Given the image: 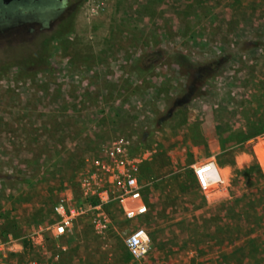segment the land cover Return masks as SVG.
Here are the masks:
<instances>
[{"label":"rangeland","instance_id":"obj_1","mask_svg":"<svg viewBox=\"0 0 264 264\" xmlns=\"http://www.w3.org/2000/svg\"><path fill=\"white\" fill-rule=\"evenodd\" d=\"M72 7L45 38L0 34V221L13 240L6 264H65L64 236L45 231L53 208L77 188L86 160L120 137L139 161L147 216L126 220L113 202L107 232L75 223L68 233L80 226L86 264H264V0ZM208 132L216 154L202 146ZM210 156L223 183L205 195L194 164ZM137 227L150 249L135 259L124 241ZM54 252L59 261L50 263Z\"/></svg>","mask_w":264,"mask_h":264},{"label":"built area","instance_id":"obj_2","mask_svg":"<svg viewBox=\"0 0 264 264\" xmlns=\"http://www.w3.org/2000/svg\"><path fill=\"white\" fill-rule=\"evenodd\" d=\"M139 161L130 154V142L123 137L113 140L102 157L86 160V165L78 174L77 188L65 190L53 208L54 220L45 231L55 238L64 236L75 223L88 219L96 233L103 234L111 227V218L107 210L110 203H117L126 220L143 217L148 212L144 200L143 188L137 176ZM198 187L205 195L212 193L223 183L213 160H207L194 167ZM0 221V264H6L10 236L3 237ZM43 232L38 228L33 232L35 239ZM125 246L135 259L146 255L150 249L148 232L137 227L125 238ZM15 252V251H14ZM59 254L48 256L50 263L59 261ZM32 264H41L33 262Z\"/></svg>","mask_w":264,"mask_h":264},{"label":"flooded vegetation","instance_id":"obj_3","mask_svg":"<svg viewBox=\"0 0 264 264\" xmlns=\"http://www.w3.org/2000/svg\"><path fill=\"white\" fill-rule=\"evenodd\" d=\"M72 9V0H0V34L23 30L33 36L41 33L45 38L46 32L64 25Z\"/></svg>","mask_w":264,"mask_h":264},{"label":"crops","instance_id":"obj_4","mask_svg":"<svg viewBox=\"0 0 264 264\" xmlns=\"http://www.w3.org/2000/svg\"><path fill=\"white\" fill-rule=\"evenodd\" d=\"M203 138H204V140L202 141V146H204L205 144L208 145L210 153L216 154L220 148L218 141L213 136H212V138H210L209 132L207 134V138H205V137H203ZM211 158H212L211 156L207 157V159H205L202 162H205ZM197 164L198 163L194 164V166H197ZM263 165H264V163H263ZM199 190H201V189L199 188ZM146 216L147 215H144L143 217L145 218ZM80 231H81L80 226H78V224H76L73 231H71L69 233L67 232L64 235L63 240L66 242V248H67L66 252H64V254H63V259H64L65 264H86L85 252H84L83 248L80 246L81 245ZM154 239L157 242L160 241V237H156ZM153 259H155L156 261H161V258L155 257Z\"/></svg>","mask_w":264,"mask_h":264},{"label":"trees","instance_id":"obj_5","mask_svg":"<svg viewBox=\"0 0 264 264\" xmlns=\"http://www.w3.org/2000/svg\"><path fill=\"white\" fill-rule=\"evenodd\" d=\"M54 37H55V35H50V37L48 38V41H50ZM43 45H44V46H42L43 49L41 48V51L38 54V56L44 60L47 56V50H48L49 44L45 41V43H43ZM27 58L30 59V56ZM11 65H13V64H5V66H11ZM46 65L47 64H18V66H21V69L26 70L28 67L32 66V67H34L35 71L44 69ZM190 65L192 66L193 64H190ZM192 67H195V69H194L195 72L198 70L195 65H193ZM213 72H214V70H213Z\"/></svg>","mask_w":264,"mask_h":264},{"label":"water","instance_id":"obj_6","mask_svg":"<svg viewBox=\"0 0 264 264\" xmlns=\"http://www.w3.org/2000/svg\"><path fill=\"white\" fill-rule=\"evenodd\" d=\"M3 1H4V3H9V2L14 1V0H3Z\"/></svg>","mask_w":264,"mask_h":264}]
</instances>
